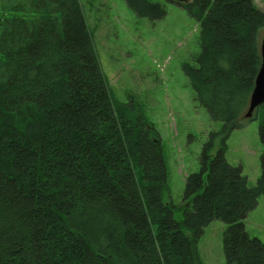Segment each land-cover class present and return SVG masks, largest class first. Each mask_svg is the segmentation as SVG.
<instances>
[{
    "label": "trees",
    "instance_id": "trees-1",
    "mask_svg": "<svg viewBox=\"0 0 264 264\" xmlns=\"http://www.w3.org/2000/svg\"><path fill=\"white\" fill-rule=\"evenodd\" d=\"M125 1L141 17L167 14ZM183 7L201 47L185 74L230 134L246 119L262 65L264 10L255 0ZM146 126L117 111L80 0H0V264H201L194 242L215 220L228 224L226 264H264V241L244 224L264 197V151L254 188L226 146L204 153L178 222L162 200L160 140ZM259 138L264 149V110Z\"/></svg>",
    "mask_w": 264,
    "mask_h": 264
},
{
    "label": "rangeland",
    "instance_id": "rangeland-1",
    "mask_svg": "<svg viewBox=\"0 0 264 264\" xmlns=\"http://www.w3.org/2000/svg\"><path fill=\"white\" fill-rule=\"evenodd\" d=\"M93 38L101 69L110 87L117 111L131 122L147 124L160 140L168 180L162 192L164 204L174 207L181 222L189 208L184 199L186 180L201 171L204 153L214 158L226 146V158L242 167L248 186L261 177L263 146L259 138L260 115L244 119L240 128L228 134L224 123L214 121L199 103L184 66H197L200 26L183 3L149 0L161 4L166 16L159 20L141 17L125 0H80ZM264 10V0H255ZM264 39V29L260 42ZM120 107V108H119ZM137 178L144 185L142 166L135 164ZM251 237L264 241V197L244 220ZM228 224L215 220L195 240L201 264H226L223 238ZM182 231L192 232L183 224Z\"/></svg>",
    "mask_w": 264,
    "mask_h": 264
},
{
    "label": "water",
    "instance_id": "water-1",
    "mask_svg": "<svg viewBox=\"0 0 264 264\" xmlns=\"http://www.w3.org/2000/svg\"><path fill=\"white\" fill-rule=\"evenodd\" d=\"M179 3L188 4L192 0H173ZM261 55H262V65L256 78L255 87L252 92L248 111L245 114V118H252L255 111L264 105V39L261 42Z\"/></svg>",
    "mask_w": 264,
    "mask_h": 264
}]
</instances>
